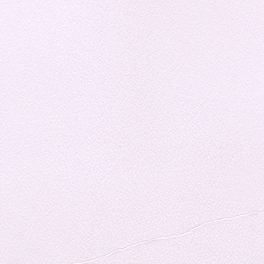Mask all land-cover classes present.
Here are the masks:
<instances>
[{
  "label": "snow or ice",
  "instance_id": "6c2138e0",
  "mask_svg": "<svg viewBox=\"0 0 264 264\" xmlns=\"http://www.w3.org/2000/svg\"><path fill=\"white\" fill-rule=\"evenodd\" d=\"M0 264H264V0H0Z\"/></svg>",
  "mask_w": 264,
  "mask_h": 264
}]
</instances>
